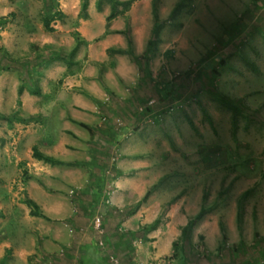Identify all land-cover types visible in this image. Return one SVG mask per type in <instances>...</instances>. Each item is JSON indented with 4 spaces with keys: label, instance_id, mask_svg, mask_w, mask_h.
Returning <instances> with one entry per match:
<instances>
[{
    "label": "rangeland",
    "instance_id": "1",
    "mask_svg": "<svg viewBox=\"0 0 264 264\" xmlns=\"http://www.w3.org/2000/svg\"><path fill=\"white\" fill-rule=\"evenodd\" d=\"M114 1L128 0H0V236L9 217L43 225L41 236L92 238L110 256L107 237L141 250L162 222L194 207L221 222L233 205L239 242L193 228L170 264H264V0ZM113 6L130 39L104 57ZM134 65L148 76L135 91ZM38 85L56 97L31 95L33 115L18 88ZM33 146L73 165L37 161Z\"/></svg>",
    "mask_w": 264,
    "mask_h": 264
},
{
    "label": "crops",
    "instance_id": "2",
    "mask_svg": "<svg viewBox=\"0 0 264 264\" xmlns=\"http://www.w3.org/2000/svg\"><path fill=\"white\" fill-rule=\"evenodd\" d=\"M114 20L115 18L110 22L109 33H106V22L104 30L102 31L104 35V41L102 42V48L105 50L103 54L104 57L107 55L106 50L109 47H114L115 41H120L119 44L122 43L120 40L122 34L117 32V30H119L118 26L112 24ZM134 45V51L139 53L142 48L138 34L134 36ZM104 60L106 59L103 58L101 62H104ZM138 71L139 67L134 65V73H136V75H134V82L139 85H135L134 91L140 88V84L142 85L148 82V76L139 75ZM38 89L41 94L35 96L42 95L41 98L46 100L56 97V94L53 93L43 94L40 85H38ZM86 90L90 93L92 92L91 94L95 92V89L91 86L86 87ZM31 95L33 94L25 89H23L19 95V97L21 96L20 100L23 102L25 110H27L28 105L30 107V103L33 101L30 97ZM134 96H136V94H134ZM27 112L33 115L38 114V111L32 108L28 109ZM232 206L229 210H226V215H224L221 222L217 215L212 214V212L205 214L194 226V229L196 228V234H203L206 239L208 238L210 243L221 242L222 239L225 238L222 235H225L232 243L239 242L241 237L239 233L240 224L238 222L236 206ZM194 208V210H188V212L193 211V213L188 215L195 216L200 211L199 208ZM41 210L42 212H48L42 206ZM175 212L176 209H171L170 215L175 216ZM152 222L154 221H151V223ZM187 223L188 218L185 216H183V219L174 218L162 222L159 226L160 229L152 230L144 240H141L146 244L145 247H141V250L134 249V238H123L121 235L116 239L115 237H107V247L113 250L111 252L112 255L109 256L104 253V251H99L96 242L92 238L78 235L60 237L55 234L48 237L41 236L40 232L37 230L40 228L43 229V225L38 227L30 226L28 229H25L21 221L19 222V220L16 219L12 221L8 217L3 226L2 235L0 236V264H111L110 259L112 258L121 264H170L183 258L180 257V255L173 257L172 252L174 242L180 237L182 228H184ZM76 224L75 226L78 228V223ZM51 225L54 224L52 223L45 227L49 232H53L51 231L53 228ZM140 225L143 224L140 223ZM221 225L224 227V234L221 231ZM12 227L14 228L13 231ZM100 242L103 245L102 241H99L98 245ZM149 249H152L151 253L148 252ZM170 258L173 259L170 260ZM183 261L184 259L181 261V264H184Z\"/></svg>",
    "mask_w": 264,
    "mask_h": 264
},
{
    "label": "trees",
    "instance_id": "3",
    "mask_svg": "<svg viewBox=\"0 0 264 264\" xmlns=\"http://www.w3.org/2000/svg\"><path fill=\"white\" fill-rule=\"evenodd\" d=\"M115 2V3H114ZM113 3L114 4H130L131 3V0H128V1H123V2H120V1H114ZM83 8L85 9V4H83ZM99 8V7H98ZM115 6L112 7V12L106 16L105 18V22H106V33H109L110 30H109V25H110V22L115 18ZM50 20H53V15L51 17H48L47 19H44V22H43V26L44 28L47 30V31H52L53 29L50 27ZM125 29L122 30V31H118L119 34H123L125 35L128 39H130V34H129V25L126 23L125 25ZM131 43V41L129 42ZM125 53V50L122 49V48H119V47H109L107 50H106V54L108 55V57H112L113 55L115 54H124ZM99 66H101V63L99 64ZM23 91V87L20 86L18 88V94H21V92ZM31 94L33 95H40V91L39 89H36L34 92H32ZM168 96H165V99H167ZM149 104V103H148ZM147 104V107L145 108L146 110V113L147 111L150 110V105ZM80 125L84 128H88L85 124L83 123H80ZM92 138V137H91ZM32 157L37 160V161H41L43 162L44 164H48V165H51V166H54V165H67V166H72L73 163H70V162H63L62 160L60 159H57L55 157H52V156H48L42 152H40L38 150V148L36 146H33L32 148ZM150 193H147L143 198L142 200H140L138 202V204L140 205L141 203H143L145 200L148 199ZM26 204L28 207H30L32 210L30 211V214L31 216H34V217H41V218H45V215H43L39 209H38V206L37 204L31 200V199H27L26 201ZM138 206V205H137ZM207 212L202 208L200 209V211L194 216V217H190L188 219V223L187 225L182 228V231H181V236H185L188 232H191L196 224V222L198 220H200ZM238 219L240 221V218H239V215H238ZM158 223V220L156 219L154 222H153V225H156ZM221 231L222 233L224 234V227L221 225ZM174 246V244H173Z\"/></svg>",
    "mask_w": 264,
    "mask_h": 264
},
{
    "label": "built area",
    "instance_id": "4",
    "mask_svg": "<svg viewBox=\"0 0 264 264\" xmlns=\"http://www.w3.org/2000/svg\"><path fill=\"white\" fill-rule=\"evenodd\" d=\"M150 104H151V103H150ZM92 223H93V227H94L97 231L101 232V226H102V224H101V220H100V218H99V217H95ZM99 245L101 246L102 243L100 242ZM110 263H111V264H121V263H119L117 260H115V259H113V258L110 259Z\"/></svg>",
    "mask_w": 264,
    "mask_h": 264
}]
</instances>
